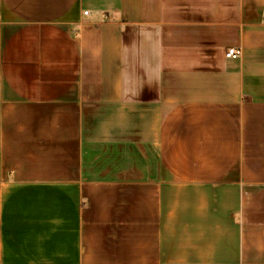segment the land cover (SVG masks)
I'll return each instance as SVG.
<instances>
[{
    "label": "crops",
    "instance_id": "crops-1",
    "mask_svg": "<svg viewBox=\"0 0 264 264\" xmlns=\"http://www.w3.org/2000/svg\"><path fill=\"white\" fill-rule=\"evenodd\" d=\"M0 264H264V0H0Z\"/></svg>",
    "mask_w": 264,
    "mask_h": 264
},
{
    "label": "built area",
    "instance_id": "built-area-1",
    "mask_svg": "<svg viewBox=\"0 0 264 264\" xmlns=\"http://www.w3.org/2000/svg\"><path fill=\"white\" fill-rule=\"evenodd\" d=\"M85 15H87V12H84ZM241 54L240 49L230 47L225 51V58L226 59H235L238 58Z\"/></svg>",
    "mask_w": 264,
    "mask_h": 264
}]
</instances>
